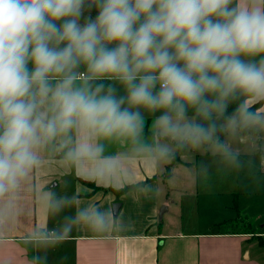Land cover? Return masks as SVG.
I'll return each mask as SVG.
<instances>
[{"label": "clouds", "instance_id": "clouds-1", "mask_svg": "<svg viewBox=\"0 0 264 264\" xmlns=\"http://www.w3.org/2000/svg\"><path fill=\"white\" fill-rule=\"evenodd\" d=\"M249 99L264 101V0H0V222L50 147L101 181L122 163L106 142L155 160L205 150L241 169L231 141L264 134ZM57 187L42 194L49 214L75 210L27 234L43 252L30 264H48L74 227L102 233L118 215Z\"/></svg>", "mask_w": 264, "mask_h": 264}, {"label": "crops", "instance_id": "crops-1", "mask_svg": "<svg viewBox=\"0 0 264 264\" xmlns=\"http://www.w3.org/2000/svg\"><path fill=\"white\" fill-rule=\"evenodd\" d=\"M247 102L255 110L264 107V101L257 103L249 99ZM148 133L146 128L145 134ZM254 141L264 145V134L243 143V158L241 150L234 148L239 152L241 161L245 162L243 168L235 169L238 174H243L241 183H232L234 168L218 156H208L217 160L191 163V166H185L188 170L181 171V176H178L176 166L185 165L179 152L184 149L176 150V157L174 154L167 160H155L133 154L132 145L125 141L106 142V156L122 157L119 177L101 181L91 175L87 166L70 165L77 189L74 194L69 192L68 195L75 197V206H87L86 201L92 202L94 197V204H97L100 193L103 201L111 195L112 207L119 204L118 213L126 205L128 194L133 196L132 205L135 206V200L139 205L142 198L138 191L148 187V192L142 193L151 199L153 207L150 209L148 204L141 209L135 207L137 218L131 216L125 223L115 222L102 233L88 227H85L86 233L73 228L63 243L49 250L48 264H53L58 251L69 257L67 264H260L253 240L259 246L264 244V149L253 147ZM56 159L57 152L51 147L42 152L41 164L33 170L17 194L11 218L0 222V264H30L37 255L43 254L25 241L29 232L39 228L41 220L34 218L31 225L27 218L31 214L36 217L40 178L36 172L41 169L45 173L53 167ZM204 165L208 167L206 173L202 171ZM233 195L235 204L242 207L246 214L244 222L242 218L234 221L231 215L216 218L211 213V209L218 205L231 208L230 197L232 199ZM189 199L193 203L187 206L184 201ZM0 207H3L2 202ZM66 210L72 213L75 208ZM157 219L161 221L157 222Z\"/></svg>", "mask_w": 264, "mask_h": 264}, {"label": "rangeland", "instance_id": "rangeland-1", "mask_svg": "<svg viewBox=\"0 0 264 264\" xmlns=\"http://www.w3.org/2000/svg\"><path fill=\"white\" fill-rule=\"evenodd\" d=\"M81 71H83V69H81ZM145 117H146L147 123L150 125L151 122H152L153 117L151 115H149L148 113H145ZM147 129H148V131L150 133H148V134L144 133L143 139L145 141H147L148 143H151L153 141V136L151 134L150 129L149 128H147ZM125 142L129 143L127 141H125ZM231 143L233 145V148L241 150L240 152H241V156L243 158V144H241V143H239L238 141H235V140L231 141ZM258 143L259 142L254 141L255 147L257 149L258 148L264 149V145H262V144L260 145ZM183 149H184L183 151H179V152L182 153L181 154V158L183 157V159H184L183 162L185 163V165H184V167L176 166V168H177L176 169V174L178 176H181L180 175L181 171L188 170V169H186L185 166H191L190 165L191 163H192V165L193 164L195 165V163H200V162H202L205 159L206 160H217V159H213V158L208 157V156H213V155L210 152L205 151V150H195V149H191V148H183ZM179 156H180V154H179ZM173 163H175V162H173ZM49 166H52V165H49ZM43 171L44 170L40 169V170H37V172H36L37 175H39V177H40V178H38L39 181H38V187H37V201H36V208H35L36 217L31 214L27 218V220L32 225L34 218L40 219L41 221L38 222L39 228L44 226V225H47V227L50 228V227H53V226H58L56 224L62 222L63 216L72 215L74 211H72V213L71 212H67V210L65 208L58 215H55V216L50 215L49 212H48V209L46 208V206H45V204H44V202L42 200V194L47 192V191H49L52 188L54 183H55V186H53V187H56L57 185L59 186V187H57L55 189L57 194H59V195H65V194L68 195L69 192H72L74 194V192L77 189V185L75 184L76 178L74 177L73 169L71 168L70 164L65 163V161L62 158V156H59L58 153H57V159H56L53 167L50 168V169L45 170L46 171L45 173H43ZM234 171L235 172L233 174H231L233 176V177H231L232 183L235 182V181H238L239 183H241L242 182L241 179H243V174L242 173L238 174V172H237V170H235V168H234ZM189 172H190V175H191L192 171L189 170ZM41 174H44V175L40 176ZM192 175H194V174H192ZM238 176H240V177H238ZM236 177H238V178H236ZM149 186H151V185H149ZM82 189L85 190V187H82ZM152 189L155 190L153 187H152ZM140 192H141L142 201H141V203L139 205H137L138 204V200L137 201L135 200V206L132 205L134 203L133 196L130 195V194L127 195V197L125 199V204L126 205H124L121 208V211L118 212V215L114 217L115 222H120L121 221V222L125 223V222L130 220L131 216L137 218L135 207H139L141 209L145 205L147 206V204H148V207L150 209L153 207V206H151V199L146 197V196H144L143 193H142V192H148V187H145L144 189H140L138 191V193L140 194ZM151 194L154 196V192L153 191L151 192ZM109 197H111V195ZM109 197H106V198L104 197L105 199L103 201V200H101V198H103V197L100 196V193H99V195H97V198H98V203L97 204H94V201H96L95 197L93 198L92 202L86 201V203H87V206L88 205H96L97 207H100L102 209H110V208H112V205H111ZM230 201H231V208L226 209V206L225 207H219L220 205H218L216 208L211 209V213H213L216 218H218L219 215H222V216H224L226 218H228L231 215L234 218V221H237L238 218H242V220H243V217L246 216V214L243 212V208L242 207H238L237 203L235 204L236 199H235L234 195L232 196V199L230 197ZM74 202H76V201H74ZM114 203H116V202H113L112 204H114ZM149 203H150V206H149ZM192 203H193L192 199L184 201V204L187 205V206L192 204ZM160 207H159V209H160ZM201 214L204 215V212L202 210H201ZM248 220H249V217L247 218V221ZM158 221H161V219H157V222ZM230 222L231 221L228 222V225H230ZM220 226L224 227V225H222V224H220ZM85 227H87V226L81 225V226H77V227H74V228L76 230H78V232H80L79 230L82 229L81 230L82 233H86ZM253 242L255 243L254 246H255V248L257 250L256 251L257 252V261H258V263L262 264L261 261L264 263V244H260L261 246H259L256 241L253 240ZM68 258L69 257L66 254L61 253V252L58 251L57 254H56V257L54 258L52 263L53 264H55V263L67 264ZM64 260H65V263H64Z\"/></svg>", "mask_w": 264, "mask_h": 264}, {"label": "trees", "instance_id": "trees-1", "mask_svg": "<svg viewBox=\"0 0 264 264\" xmlns=\"http://www.w3.org/2000/svg\"><path fill=\"white\" fill-rule=\"evenodd\" d=\"M244 100H245L244 97H240L236 102H234V103H232V104L230 105V107H229L228 110L231 111L233 108L236 107V104H237V103L244 102ZM252 110H255L254 106H252ZM262 135H263V134H261L260 136H262ZM177 154H178V152L175 153V157L177 156ZM168 171H169V167L167 168L165 175L168 173ZM127 187H128V186H127ZM123 189H126V188H123ZM243 222H244V219H243Z\"/></svg>", "mask_w": 264, "mask_h": 264}, {"label": "water", "instance_id": "water-1", "mask_svg": "<svg viewBox=\"0 0 264 264\" xmlns=\"http://www.w3.org/2000/svg\"><path fill=\"white\" fill-rule=\"evenodd\" d=\"M117 207H119V204L113 205V208L115 209V211L117 210Z\"/></svg>", "mask_w": 264, "mask_h": 264}]
</instances>
